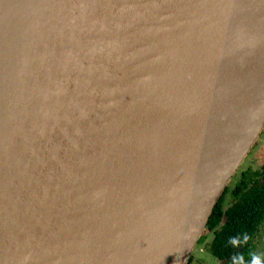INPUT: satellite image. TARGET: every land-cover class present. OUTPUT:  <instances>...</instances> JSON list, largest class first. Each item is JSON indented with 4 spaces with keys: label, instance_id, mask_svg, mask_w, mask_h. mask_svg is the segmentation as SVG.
I'll list each match as a JSON object with an SVG mask.
<instances>
[{
    "label": "water",
    "instance_id": "obj_1",
    "mask_svg": "<svg viewBox=\"0 0 264 264\" xmlns=\"http://www.w3.org/2000/svg\"><path fill=\"white\" fill-rule=\"evenodd\" d=\"M264 130V0H0V264H188Z\"/></svg>",
    "mask_w": 264,
    "mask_h": 264
},
{
    "label": "trees",
    "instance_id": "obj_2",
    "mask_svg": "<svg viewBox=\"0 0 264 264\" xmlns=\"http://www.w3.org/2000/svg\"><path fill=\"white\" fill-rule=\"evenodd\" d=\"M237 181L233 187L228 185L225 189L198 240L202 243L213 236L207 248L220 261L218 264H230L231 256L236 252H243L247 258L249 252H260L259 246L264 244V165L255 171H245ZM228 195L234 196L235 201L225 208ZM245 232L250 236L246 244L234 248L228 243L229 237ZM193 258L190 257L189 264Z\"/></svg>",
    "mask_w": 264,
    "mask_h": 264
},
{
    "label": "rangeland",
    "instance_id": "obj_3",
    "mask_svg": "<svg viewBox=\"0 0 264 264\" xmlns=\"http://www.w3.org/2000/svg\"><path fill=\"white\" fill-rule=\"evenodd\" d=\"M262 163H264V130L261 133V135L258 137L256 143L253 145L250 152L247 154V156L243 160L241 166L239 167L235 175L237 177L233 178V181L232 180L230 181L229 183V185H231L230 187L234 186V183L237 181V179L240 178L241 172L243 170L249 167H252V169H257V167L260 166ZM250 164L252 165L249 166ZM232 201H233V198L228 195L225 201V208H227L228 204ZM212 238L213 236L210 235L209 237H207V239L204 242L202 243L198 242L196 244L194 250L192 251L190 255V257L191 256L194 257L192 264H218L220 262L216 257H214L211 254V252H209V249L207 248L208 244L212 241ZM259 249L261 251H264V244L261 243L259 246Z\"/></svg>",
    "mask_w": 264,
    "mask_h": 264
},
{
    "label": "clouds",
    "instance_id": "obj_4",
    "mask_svg": "<svg viewBox=\"0 0 264 264\" xmlns=\"http://www.w3.org/2000/svg\"><path fill=\"white\" fill-rule=\"evenodd\" d=\"M249 239V234L245 232L229 237L228 243L234 248H239L246 244ZM230 264H264V251L249 252L247 258L243 252H236L231 256Z\"/></svg>",
    "mask_w": 264,
    "mask_h": 264
},
{
    "label": "flooded vegetation",
    "instance_id": "obj_5",
    "mask_svg": "<svg viewBox=\"0 0 264 264\" xmlns=\"http://www.w3.org/2000/svg\"><path fill=\"white\" fill-rule=\"evenodd\" d=\"M251 165H252V164H250L249 166H251ZM263 165H264V163H262L260 166H258L257 169H252V167H249V166H248L249 168L243 170V171L241 172V175H242L245 171H249L250 169H252V170H254V171H255V170H258V169H261ZM235 175H236V174H235ZM229 196H231V197L233 198V201L230 202V203L228 204L227 208L230 207V206L234 203V201H235L234 196H232V195H229ZM262 240H264V232H263V235H262Z\"/></svg>",
    "mask_w": 264,
    "mask_h": 264
}]
</instances>
